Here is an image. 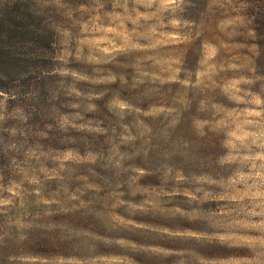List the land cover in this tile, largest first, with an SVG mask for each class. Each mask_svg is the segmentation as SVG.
I'll return each mask as SVG.
<instances>
[{
	"label": "clouds",
	"instance_id": "1",
	"mask_svg": "<svg viewBox=\"0 0 264 264\" xmlns=\"http://www.w3.org/2000/svg\"><path fill=\"white\" fill-rule=\"evenodd\" d=\"M34 4L55 39L44 95L0 89V264H198L192 253L212 247L238 253L229 264H264V47L251 40L252 4ZM57 133L103 139L82 151L42 143ZM48 237L66 251L31 250Z\"/></svg>",
	"mask_w": 264,
	"mask_h": 264
},
{
	"label": "rangeland",
	"instance_id": "2",
	"mask_svg": "<svg viewBox=\"0 0 264 264\" xmlns=\"http://www.w3.org/2000/svg\"><path fill=\"white\" fill-rule=\"evenodd\" d=\"M74 2L82 3L86 2V0H74ZM247 2L252 4V7L248 10L250 19L254 18L256 9H264V0H247ZM37 11L38 9L34 4V0H0V13H4L6 16H8L7 23L3 25V28L0 27V31L9 37V42L13 46L12 51L9 52L10 59L0 68V89L19 87L21 91H25L29 87H38L41 89V94L44 95L43 87L45 81L43 79H38V77L40 75V69H46L51 66V60L46 58L45 54L52 52V44L54 43L55 37L54 33L45 25V17L43 15H38ZM35 16H37L38 19L34 18ZM22 19L26 21H23ZM209 26L210 30L207 33V38L216 39L219 34L215 31L214 20H209ZM252 26L255 28L259 39L257 40L256 37H253L251 40L253 42H258L259 44L260 42H264V35L262 32L257 31L258 28L256 27L255 19H253ZM34 29L43 31L45 36L35 40L34 35L27 31ZM0 38L1 41H5L3 36ZM32 53L38 54L32 56L30 55ZM243 54L249 55L247 52ZM72 66L75 68H81L80 65L76 64H73ZM114 70L121 71L122 69L114 68ZM21 74L25 75L22 77ZM123 94L126 96L135 95L134 93L128 92H124ZM108 98L109 97H105L104 101L98 102L101 110L97 114V118L103 119L106 125L112 120L110 113H108L104 108V104ZM48 122L51 121L48 118V114H46L45 118L39 120L37 123L40 127H43V124ZM102 139L103 138L94 139L92 137L84 138L76 136L75 143H67L63 140L60 134L57 133L54 134L49 140L43 141L42 143L58 150H63L68 147H78L82 151L87 143L99 146V144L102 142ZM212 145L213 142L210 141L207 148V151L210 154H214ZM145 182L154 184L156 183V180L154 178H149ZM137 220L141 223L155 226L157 228L164 224H168V226L174 228L185 226L175 221L168 222L162 219H153L151 217H137ZM86 226L92 228L94 231H102L98 225L92 223L91 221L87 222ZM187 227L195 229L197 226L187 225ZM133 239L139 240L141 238L133 237ZM144 239H147V237ZM167 246L175 247L176 245L167 244ZM31 250L37 255H49L53 252L62 253L66 251V249L57 246L52 237L39 239L38 242L31 245ZM192 255L197 258L198 264H229V258L238 255V253L222 247H212L201 248L197 252H193ZM201 257L205 258L203 262L200 261ZM136 259L140 261V264H152L151 261L141 256H137Z\"/></svg>",
	"mask_w": 264,
	"mask_h": 264
},
{
	"label": "trees",
	"instance_id": "3",
	"mask_svg": "<svg viewBox=\"0 0 264 264\" xmlns=\"http://www.w3.org/2000/svg\"><path fill=\"white\" fill-rule=\"evenodd\" d=\"M7 17L8 16H6V14L0 13V27L1 28H3V25L7 23ZM34 18H37V16H35ZM254 19H255L256 27L258 28L257 31L262 32L264 35V9L262 8L256 9ZM23 21H26V20H23ZM27 31L30 32V34L34 35L35 40L43 38L45 36L43 31L39 29L27 30ZM7 32H10V31H7ZM2 36L5 41L4 42L1 41V38H0V68L2 65L6 64L8 60L10 59L9 52L12 51V47H13L12 44H10L9 42V37L0 31V37ZM260 45L264 47V42H260Z\"/></svg>",
	"mask_w": 264,
	"mask_h": 264
}]
</instances>
